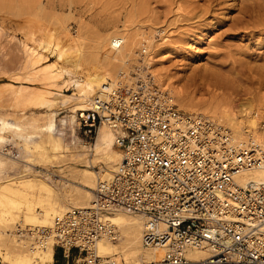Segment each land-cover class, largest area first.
<instances>
[{
    "label": "built area",
    "instance_id": "2783aa9c",
    "mask_svg": "<svg viewBox=\"0 0 264 264\" xmlns=\"http://www.w3.org/2000/svg\"><path fill=\"white\" fill-rule=\"evenodd\" d=\"M148 54L141 48L137 63L76 113L79 141L92 146L107 126L122 163L100 180L90 207H70L50 227L20 226V241L30 248L52 241L66 258L76 250L80 264H119L97 244L118 240L109 215L126 211L143 218V247L163 251L156 264H189L186 253L196 249L208 251L206 264H264V182L236 180L264 166V144L240 143L225 125L181 109L144 64Z\"/></svg>",
    "mask_w": 264,
    "mask_h": 264
},
{
    "label": "rangeland",
    "instance_id": "374dc122",
    "mask_svg": "<svg viewBox=\"0 0 264 264\" xmlns=\"http://www.w3.org/2000/svg\"><path fill=\"white\" fill-rule=\"evenodd\" d=\"M43 1L48 6V11L52 9L51 13H34V11H30V7L37 5L36 0H0V117L16 120L23 125H28V132L39 133V136L33 140L34 145L41 139L38 129L40 123L42 125L47 123L49 125L50 123L49 126L55 129L53 128L54 132H49L45 137L48 142L45 143L48 149L46 156L50 157L49 155H52L53 151L54 154L63 151L55 155L57 160L53 158V154L49 158L50 161H48L47 157H41L37 151L33 152L34 155L26 152L21 147L19 139L6 140L0 144V161L2 162V166H0V182H5L12 178L17 181L18 177L33 173L31 177H44L47 183L57 190L56 193L63 194L65 200H68L74 207L82 206L86 202V189L80 186L81 180L76 174V169L90 168L98 172L95 177V183L97 184L98 175L102 174L101 167L107 168V164L99 159H94L90 155V157L88 156L89 152L87 150L89 149L91 153H95L91 150L95 143L90 148H83L80 145L79 139L82 138V135L78 128L79 124L76 116V111L78 110L75 108H77V104L73 103L70 104L71 107H64L59 103L48 108L30 106L29 93L40 86H49L50 80H28L30 68L24 49V33L36 32L39 37L45 32H53V36L56 38L63 32L62 28L67 27L70 34L78 36L83 30L82 22H86L88 24L95 23L101 27H96V31L99 29L97 32L101 31L102 33L103 31L102 34H105L109 30L108 28L104 29L106 21L119 14L118 12L124 11V7L130 5L132 1L137 5L138 2H143L142 5H147L148 8L147 6L145 7L150 11L144 17L152 19L147 23L148 25L146 24L142 32L146 36L150 35L159 43H161V40L167 42V46L161 43L162 45L158 48L159 51L151 55L153 58L150 65L152 72L154 71V74L163 73V77L170 81L169 83L187 100L186 102L190 105L191 110L196 111H193V113L204 112L202 115L213 119L210 113L217 112L220 115L237 116L242 120L248 110L257 107L259 109L258 127L261 133L264 131V126L262 127L264 125V3H262L264 0ZM71 1L77 6L73 13H70L68 8L64 7ZM140 3L139 5H141ZM251 5L253 6L251 7ZM178 8L180 9L178 10ZM257 16L259 19L256 18ZM247 19L249 22H247ZM54 22H56L55 25ZM86 33V43L89 42L87 44H91L94 47L97 44V36H94L96 35L95 28L92 32L86 31ZM171 42L175 45L171 46L169 44ZM141 46L138 47V51L143 47ZM112 48L115 50L114 46ZM118 49H116L117 52H120L121 48L119 47ZM136 57L138 59V56ZM49 59L55 60V57L50 56ZM127 62L118 67L116 71L119 68L120 70L125 68L131 63H137L132 60ZM118 64L121 65V62H118ZM28 68L29 70H27ZM117 72H114V74L116 73L114 77H117L119 73ZM209 73H213L215 75H212L214 78ZM215 73L219 75L217 76ZM23 74H25V77H23ZM68 77L67 75L60 78V81H57L58 84L65 83L72 76ZM156 79L159 85H164L158 76ZM12 84L20 87L23 92L20 94L13 92ZM29 87L30 90H28ZM67 87L69 88L67 93L71 94L75 91L73 85L69 84ZM27 92L29 93L27 94ZM170 93L172 94V92ZM215 93L219 96H215ZM176 101L181 108L178 99ZM88 105L89 103L86 104L87 107ZM53 108L60 111L58 116L50 117L46 114H41V112ZM183 110L192 112L187 109ZM24 118H32V124ZM46 119H52V122ZM53 120H55L54 124ZM61 120H65V122L63 123ZM243 121L242 125L247 128H245L246 131L252 129L249 124L247 125ZM217 122L229 128L225 122ZM35 124L38 125L36 126ZM253 131L255 132V130ZM261 133L258 135L259 142L264 144V138ZM42 137L44 138V136ZM49 147L54 150H49ZM115 148L120 150L117 147ZM79 154L83 158L85 156V158L83 160L73 158ZM58 156L64 158H58ZM86 159H92L95 162L92 163V166H87L85 163ZM80 175H82V172ZM94 188L91 189V192ZM54 198L56 200V197ZM88 202L91 203V201ZM41 210L42 208H38L39 212ZM14 226L3 231L4 237L0 238V251L3 255L12 254L11 256L13 257H19L29 251H27V248L10 247L13 245L11 244L12 239L20 241L17 234V228L20 225L15 224ZM117 243L120 242L117 241ZM59 252L60 250H58ZM78 259V257L73 259L71 264H80ZM0 264L7 263L1 261ZM125 264H127L126 261Z\"/></svg>",
    "mask_w": 264,
    "mask_h": 264
},
{
    "label": "bare ground",
    "instance_id": "6f19581e",
    "mask_svg": "<svg viewBox=\"0 0 264 264\" xmlns=\"http://www.w3.org/2000/svg\"><path fill=\"white\" fill-rule=\"evenodd\" d=\"M36 1H37V5L32 8L30 7L29 8L30 11H34V13L35 12L48 13L52 11V9L50 8H49L50 11H48V6L44 3L43 0H36ZM73 1L69 2V4H66L64 6L68 8L70 13H73V11L77 7ZM130 3H131L130 5L124 7V11L118 12L119 14H116L113 18L106 21L104 29L108 28L109 30L107 33L104 32L105 34H102L103 31L102 33L101 31L97 32L99 31V29L96 31L97 29L96 27L98 28L101 27H99L95 23L88 24L86 22H82L83 30L82 33L79 34L78 36H73L72 34H70V32H68L67 27H63L62 28L63 32L61 33L62 35L60 34L58 35V37L56 36V38L55 36H53V32L52 33L45 32L43 35L39 37L37 36L36 32L24 33L25 35L24 49L28 57L29 68H30V70L29 68L27 69L29 70V75L27 77L28 80L31 81H41L43 79L45 81L50 80L49 86L47 87L40 86L36 90H33L31 92L29 91L30 93L27 92V94L29 93L31 107L48 108V107H52L53 105H57L59 103L61 104V106L71 107L70 104L75 103L79 106L75 108L76 110L86 109L87 108L86 104L87 103L90 104L94 95L97 93L98 89L104 83H107L110 80L112 81L116 80L117 77H114V75L116 74V73L114 74V72L120 71V68L119 70L116 71L118 67H121L123 63L129 60L137 62L136 56H138V47H140L141 45L143 46V47L141 46L142 48L145 47L149 50V54L144 59V64L150 67L153 59L151 55L154 54L156 51H159L158 48L160 45L162 44L166 45L167 42L161 40L162 43L161 44L157 40L152 38L150 35L146 36L144 32H142V30L146 27V24L150 21V19H152V18L147 19V17H144V15L147 12H150L148 11L149 9H147L148 6L145 4L142 5L143 2L141 3L138 2V5L136 3H133V1ZM139 3L141 5H139ZM145 6H147V8ZM252 6L253 5H251V7ZM263 8L261 7V9ZM179 9L180 8H178V10ZM256 18H258V16ZM200 20L202 21V19ZM247 22H249V20ZM55 23L56 22H54V25ZM94 28L96 35H94V33L93 35L97 36L96 37L97 44L94 45L93 47L91 44H87L89 42L86 43L85 39L87 38L86 31H89L90 33V31L92 32ZM113 38L123 39V44L120 47L121 48L120 52H117V50H119L117 47H114L115 50L112 48ZM169 44H171V46L175 45L172 42ZM169 44L168 47L170 48ZM89 48L90 50L88 51ZM49 55L55 57V60L49 59L50 57ZM117 61L121 62V65H119L120 63L118 64ZM209 74H211L210 76L214 75L213 73H209ZM215 74L217 76L219 75L217 73ZM23 75H24L23 77H25V74ZM67 75L69 76L68 78H70V76H72L73 78L71 77L65 83L58 84L57 81L60 78ZM154 75H157L158 78L164 83V85L163 86L160 85V87L163 89L166 88L167 91L172 92L176 100L178 99L181 108L190 110L192 112L193 111L196 112L195 110H191L190 105H188L186 102L187 100L174 86H172L169 83L170 81H168L163 77L164 76L163 73L158 72ZM69 84L73 85L75 89V91L71 94L67 93V91L69 90L67 86ZM12 90L16 94H20L23 92L20 87L14 84H12ZM28 90H30V87ZM215 96H219V95H216L215 93ZM258 110L259 109L257 107L251 108L244 114V118L242 119L246 122L247 125L248 124L250 125V127L252 128L250 129L252 130L251 132L250 130L249 131L245 130L246 127L242 125V120H240V118L237 116L230 117L231 115L230 116L220 115L217 112H212L210 114L211 116H213V120L225 122V124L229 126V128H231L230 129L232 130L231 134L236 141L240 143H247L248 140L250 139L259 142L258 135L261 132L259 130L258 121H257L259 116ZM59 113L60 111L56 110L55 108L41 112V114H46L50 117H56L59 115ZM203 113L204 112L198 114H203ZM35 116L38 117L37 115ZM52 119H46V120H51L52 122ZM26 121L32 124V118H27ZM54 121L55 120H53V124ZM61 122L64 123L65 120H61ZM49 125L48 123L43 125L40 123L38 129L41 134L40 136L41 139L38 140L34 145L33 140L34 138H37L39 136L38 135L39 133L28 132L27 131L29 129L27 128L28 125H23L16 120L0 117V144L6 140L9 141V139L17 138L19 139L18 141H20L21 143V147H23V149H25L26 152L33 154L34 151L35 152L37 151L39 152L38 154H40L41 157L45 156L48 158V161H50L49 158L53 156L54 149L49 147V150H52L53 154L49 155L50 157L46 156L48 149L45 143L48 142L45 137L48 135L49 132L51 131L54 132L53 131L54 127L52 128ZM263 126L264 125H262V127ZM253 130H255V132ZM261 134L264 138V131ZM42 136H44V138ZM80 145L83 148H90V146L86 145L83 142ZM91 150H93L95 153L93 152L91 153L89 149L87 150L89 152L88 156L90 155L96 160L99 159L102 162L104 161L107 164V168L101 167L102 174L98 175L97 184L95 183V177L97 176L98 172H95L90 168L76 169L77 170L76 174L81 180L80 186L84 187L87 193L86 195L87 199H85L86 202L84 204L81 203L82 206L79 205L80 204L79 203L78 204L79 207H90L95 197L94 190L97 188V185L100 182V180L109 178L113 174V172L117 170L118 166L123 161L122 151L117 150L114 146V133L107 126H102L100 128L95 145ZM57 153L54 154L53 158H55V155H57ZM61 157L58 156V158ZM73 158L76 159L79 158L80 160H83L85 156L83 158L82 155L79 154V155H75V157ZM85 161L87 166H92V163L95 162L92 159H86ZM0 166H2L1 161H0ZM81 172L82 175H80ZM31 174L27 173L23 176L18 177L20 181H18V179L17 181H15V179L12 178L5 182H0V238L1 239L2 237H4L2 234L3 231L8 228L15 227L14 226L15 224L17 225L19 224L21 226L19 230H22L27 226L31 228L37 226L50 227L52 226L53 220L56 216L61 215L63 212H65L66 209H69L70 207H74L70 202H68V200H65L63 194L62 195L58 194L59 192L56 193L57 190L52 188V186H50L47 183L44 177L35 176V178H33L31 177L32 176ZM236 180L241 185H246L251 181L264 182V166L254 169H246L236 177ZM92 188L94 189L91 192ZM91 195H92V200H91ZM54 197H56V200ZM88 201H91V203ZM38 208H42V210L39 212ZM109 216L111 220L118 226V231H120V236L118 237L119 239L117 241L120 243H117V241H99L97 244V250L100 256L104 258L111 257L112 259L116 260L117 263L119 264H125V261L127 262V264H156L162 260L163 257L162 250L146 249L142 245L143 218L140 215L129 213L126 211H115ZM18 241L16 239H12L11 244L13 245L10 247L27 248V251L29 252L19 257H13L11 256L12 254L3 255L0 251V263L1 261H3L6 262L7 264H49L52 261L55 250L54 243L52 241L49 242L43 248L26 247L22 244L21 241L19 242ZM186 254L189 264H196V262H202V264H206V259L209 255L208 251L204 249L188 250Z\"/></svg>",
    "mask_w": 264,
    "mask_h": 264
},
{
    "label": "crops",
    "instance_id": "0c3cea01",
    "mask_svg": "<svg viewBox=\"0 0 264 264\" xmlns=\"http://www.w3.org/2000/svg\"><path fill=\"white\" fill-rule=\"evenodd\" d=\"M76 257H78V253L76 250L72 252V255L70 257L66 258L63 257L60 252L58 253V249H55L52 261L49 264H71V261H73V259H75Z\"/></svg>",
    "mask_w": 264,
    "mask_h": 264
}]
</instances>
